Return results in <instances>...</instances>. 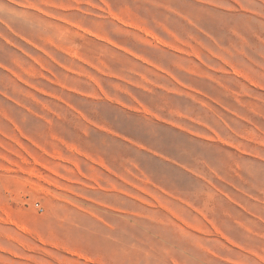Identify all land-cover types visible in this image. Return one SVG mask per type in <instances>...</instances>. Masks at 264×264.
Returning <instances> with one entry per match:
<instances>
[{"label":"rangeland","instance_id":"obj_1","mask_svg":"<svg viewBox=\"0 0 264 264\" xmlns=\"http://www.w3.org/2000/svg\"><path fill=\"white\" fill-rule=\"evenodd\" d=\"M0 264H264V0H0Z\"/></svg>","mask_w":264,"mask_h":264}]
</instances>
